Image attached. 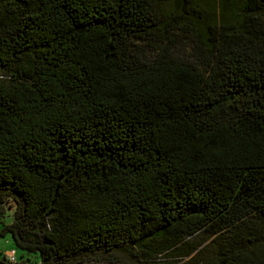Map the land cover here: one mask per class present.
Masks as SVG:
<instances>
[{"label": "trees", "instance_id": "1", "mask_svg": "<svg viewBox=\"0 0 264 264\" xmlns=\"http://www.w3.org/2000/svg\"><path fill=\"white\" fill-rule=\"evenodd\" d=\"M201 1L0 0V236L37 264H264V0Z\"/></svg>", "mask_w": 264, "mask_h": 264}, {"label": "rangeland", "instance_id": "2", "mask_svg": "<svg viewBox=\"0 0 264 264\" xmlns=\"http://www.w3.org/2000/svg\"><path fill=\"white\" fill-rule=\"evenodd\" d=\"M201 2H204L202 0ZM210 7H214L217 11V0H211ZM165 11L170 10L169 4H164L163 6ZM185 45V44H184ZM176 51L182 56H185L184 54L187 51V48L183 45L177 46ZM15 213V204L12 201H7L4 203H0V231L8 224H10L13 221ZM210 241V239H207L205 234H198L191 240V245H199V248L203 247L205 244H207ZM15 249V250H14ZM14 250V255L17 257L18 263L22 264H37L39 261L38 254L35 253H23L21 251H18L13 243V240L9 234H6L4 236H0V260H5L7 256H9V253H11ZM208 251H205L202 253V259L203 261H206L210 253L209 251L211 249H207ZM16 253V254H15ZM160 254V253H159ZM117 260H120L121 263H114V264H128L125 263V259L122 255L116 256ZM160 261H168L170 264H182L183 262L187 261L188 258H184L183 260H179V257H173L171 254V251H165L160 256ZM133 264V263H132ZM134 264H139L135 262Z\"/></svg>", "mask_w": 264, "mask_h": 264}, {"label": "built area", "instance_id": "3", "mask_svg": "<svg viewBox=\"0 0 264 264\" xmlns=\"http://www.w3.org/2000/svg\"><path fill=\"white\" fill-rule=\"evenodd\" d=\"M9 261L13 262L15 261V255H14V250L9 253V256L6 257Z\"/></svg>", "mask_w": 264, "mask_h": 264}]
</instances>
